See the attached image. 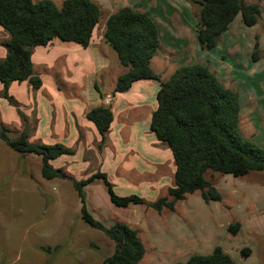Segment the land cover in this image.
I'll use <instances>...</instances> for the list:
<instances>
[{
    "label": "trees",
    "instance_id": "obj_1",
    "mask_svg": "<svg viewBox=\"0 0 264 264\" xmlns=\"http://www.w3.org/2000/svg\"><path fill=\"white\" fill-rule=\"evenodd\" d=\"M196 39L204 50L214 48L221 34L239 15L242 23L252 26L260 18L257 3L244 0H197ZM101 8L95 0H0V27L8 37L0 44L5 55L0 59V97L16 107L23 128L16 138L0 125V139L12 150L34 153L40 157V172L45 178L62 174L61 168L49 163L63 155H73L74 149L62 143L29 142L27 118L9 94L12 82L27 80L32 89L42 85L40 76L33 74L31 54L36 46H44L54 38L88 46L93 29L98 25ZM103 39L116 54L118 63L126 68L120 74L112 94L128 90L138 80L150 79L159 83L156 108L151 112L149 130L170 150L174 162L173 186L164 196L153 202L129 194L120 196L113 189L104 172L95 171L88 177L71 180L80 202L81 218L90 227L100 230L115 243L114 252L103 264H137L144 247L138 231L122 221L105 226L87 211L83 187L101 180L110 202L116 207L139 204L160 213L163 208L174 209L177 201L198 193L205 202L220 201L221 193L210 179L215 174L234 177L264 171V143L242 137L239 131L241 103L238 91L225 86L207 65L189 63L176 67L169 77L161 79L151 67V59L159 47V33L152 18L145 12L123 6L108 15L104 23ZM255 42L251 57L258 58ZM100 135L101 145L110 127L113 114L109 105L101 103L85 113ZM238 223L227 225L234 235ZM242 255L249 253L242 249ZM182 264V263H174ZM184 264H237L216 245L206 254H192ZM264 264V258H263Z\"/></svg>",
    "mask_w": 264,
    "mask_h": 264
},
{
    "label": "rangeland",
    "instance_id": "obj_2",
    "mask_svg": "<svg viewBox=\"0 0 264 264\" xmlns=\"http://www.w3.org/2000/svg\"><path fill=\"white\" fill-rule=\"evenodd\" d=\"M168 1L172 2V0ZM185 1L188 2V0ZM256 1L260 8L258 22L252 26L242 24L235 33L232 31L229 33L233 37L240 38L236 43L240 49V56L235 57L239 63H234L239 71L232 73L219 68L216 74L225 85L235 87L240 94L241 111L238 125L242 137L263 143L264 124L261 122L264 123V76L258 73L264 69V64L256 61L264 57V47L260 49L258 46L256 60L252 59V52L249 54V51L254 50L255 42L258 44L260 39L261 43L264 41V0ZM119 2L121 0L116 3ZM190 7L194 15L196 5L191 2ZM106 13V10L101 8L99 26L105 19ZM237 17L239 18V15ZM195 28H193L192 41ZM98 29L99 27L96 28V34ZM223 46H225L224 43H220L213 48L209 53L210 56H219ZM111 52L116 58L115 53ZM191 56L187 58L189 62L199 60L194 57L193 53ZM217 62L220 67L222 62ZM215 69L217 70L216 67ZM109 79L106 75L102 81L108 84ZM82 81L85 82V80ZM108 93L111 95V92ZM38 95L40 100L45 96L40 91ZM79 95L82 99L95 97L87 89ZM77 99L82 101L80 98ZM76 103L79 104V102ZM76 103L71 102L70 104ZM64 105L66 108L69 103ZM92 105H95L94 101L87 102L88 107ZM39 111L41 126L43 123L52 125L53 117L54 120L59 121V117L54 116L56 110L54 111L51 106L41 104ZM131 115L137 117L139 126L144 123V128L149 130V119L145 116L144 110L131 112ZM29 121L26 125L32 132L34 120L31 115ZM6 128L8 136L16 138L22 126L10 123L6 125ZM46 129L47 127L42 132ZM142 131L139 130L140 133ZM106 135L101 145L99 141L97 144H92L98 151V160L95 158L94 151L79 149L82 147V142L63 143L74 149V154L63 155L64 158L60 156L49 161L52 167L61 168L62 172L60 176L53 178L42 176L41 160L38 155L14 151L0 139V264H103L104 259L114 252L115 243L100 230L90 227L81 218L78 194L71 180L67 178L73 177L80 180L99 169L101 159L105 154L104 149L109 148L112 152V146L108 144L109 138ZM28 141L41 143L39 139L31 135L28 136ZM135 158L139 157L135 155ZM106 174L113 191L120 196L139 193L135 191H139L136 189H139L140 182L150 179L148 175L133 174L132 171L122 174L106 172ZM210 179L221 193L222 199L205 203L198 193L187 195L183 201H177L175 204L176 209L190 208V215H186L185 211L184 214L179 213L183 215L179 217L183 227L176 228L173 222H166L161 228L169 226L173 231L177 229L183 237L182 246L191 244L190 247L195 249L196 254L209 253L214 246L218 245L237 264H263L264 171L250 172L240 177H234L231 174H215ZM82 189L87 211L94 219L99 220L105 226L117 220L122 221L118 216V212L121 211L119 209L112 211L114 205L110 202L107 189L101 180L96 179ZM232 222L238 223V230L234 235L227 231V225ZM153 226L156 229L153 231H157V226ZM173 235L170 234L169 238L152 239L154 246L158 249L156 251L149 246L146 239L142 240V233L139 234L144 243L145 254L137 264L181 262L180 258H174L177 253L176 244L178 243L179 248L181 245ZM192 241L194 244L191 243ZM244 248L249 249L246 256L241 253Z\"/></svg>",
    "mask_w": 264,
    "mask_h": 264
},
{
    "label": "crops",
    "instance_id": "obj_3",
    "mask_svg": "<svg viewBox=\"0 0 264 264\" xmlns=\"http://www.w3.org/2000/svg\"><path fill=\"white\" fill-rule=\"evenodd\" d=\"M61 1L54 0L57 5ZM95 1L107 13L102 24L99 26L98 23L93 29L88 46L82 47L73 42L61 41L54 38L47 45L34 47L31 54L33 74L41 77L42 85L38 89L33 90L27 80L12 82L8 91L18 103V109L27 118V122H30V115L34 120L33 129L29 135L36 137L41 143L46 142L47 144L60 142L68 144V142L72 141L82 142V147H79V149L81 151H94L96 159L98 151L92 144L98 143L100 135L93 123L85 117V113L91 107L102 103V99L109 97L106 105L110 106L113 119L106 137L109 138L108 144L112 146V152L109 151V148L104 149V157L101 159L99 169L95 171L101 170L100 172H104L105 174L106 172L122 174L123 172L129 173L132 171L133 174L150 176L148 181L140 182L139 180L141 184H139V189H136L139 191H135L139 193L135 195L139 194L138 196L146 201L153 202L158 197L164 196L168 187L173 186L175 169L173 157L167 146L159 142L150 130L144 128V123L142 126H139L137 117L131 115V112L144 110L146 112L145 116L150 120L151 112L157 105L155 95L159 88V83L150 79L138 80L133 82L125 92L112 94L117 77L124 73L126 68L118 63L117 58H114L111 52L113 50L103 39L102 34L106 18L109 14L123 6H129L135 10L145 12L152 18L159 33V47L152 57L150 64L152 69L163 80L167 79L176 67L189 63L207 65L215 74L219 68L232 73L239 71L238 66H235L234 63H239L235 57L240 56V49L236 44L240 38L233 37L229 33L230 31L235 33L236 30L241 28L243 23L240 16L239 18L237 16L234 18L228 29L218 39L217 45L220 43H224L225 45L221 50L222 52L219 53V56L211 57L209 53L213 48L210 50L202 49L198 42L196 43V34L192 41L193 28H195L199 10L197 0H188V2L185 0H172V2L168 0H121L119 3H116L118 0ZM244 1L246 3L251 1H253L251 3H257L256 0ZM191 2L196 5L194 15L191 13ZM97 27L99 29L96 34ZM230 36L233 39L228 38ZM7 37V32L0 27V42L6 40ZM258 46L260 49L263 48L264 41L261 43L260 39ZM252 51H249V54ZM192 53L199 60L189 62L187 58H191ZM4 55L5 49L0 44V59ZM217 61L222 62L220 67ZM256 62L264 64V57ZM263 72L264 69L258 74L264 76ZM106 75L110 78L108 84L102 81L103 78H106ZM82 80H85V82ZM1 87L0 83V90ZM85 89L92 92L95 97L82 99L79 93ZM39 91L45 95L41 100L38 95ZM108 92H111V95ZM77 98H80L82 101ZM91 100L95 102V105L88 107L87 102ZM71 102H79V104L71 105ZM65 103H69L66 107L67 109L65 108ZM41 104H47L54 111L56 110L54 116L56 118L59 117V121L54 120L53 117L54 123L52 125L43 123L44 125L42 124L41 126L39 111ZM10 123H16L23 128L24 121L17 113L16 107L8 104L5 99L0 97V124L6 126ZM261 123L264 124L263 121ZM45 127L47 129L44 132L47 134L42 132ZM139 130L143 131L140 133ZM135 155L139 158H135ZM61 157L64 158L63 156ZM105 169L107 170L106 172ZM124 189L127 188L124 187ZM200 199H202L201 196ZM202 201L204 200L202 199ZM175 204L173 210L163 208L160 213L150 208L145 210L139 204H129L126 207L114 206L112 211L119 209L121 212H118V216L122 222L136 229L138 235L142 233V240L146 239L149 246L154 248V250L156 246H154L155 244H153L152 239H157V237L159 239L169 238L170 234H174L173 236L177 238L176 241H180L179 244L181 245V248H179L176 242L177 253L174 258H180L181 262L178 263L184 264L192 254H196L195 249L190 247L191 244L189 246H182L181 240L183 237L177 229L173 231L169 226L161 228L166 222H173L176 228L183 227L181 226L183 224L181 223V218H179L183 215H179V213L184 214L185 211L186 215H190V208L176 209ZM153 225L157 226L158 232L153 231L156 230ZM146 228L148 229L146 230ZM191 243L194 244L193 241ZM144 254L145 248L143 256Z\"/></svg>",
    "mask_w": 264,
    "mask_h": 264
},
{
    "label": "built area",
    "instance_id": "obj_4",
    "mask_svg": "<svg viewBox=\"0 0 264 264\" xmlns=\"http://www.w3.org/2000/svg\"><path fill=\"white\" fill-rule=\"evenodd\" d=\"M108 101H109V97H106V98H104V99H102V103H104V104H106V103H108Z\"/></svg>",
    "mask_w": 264,
    "mask_h": 264
}]
</instances>
